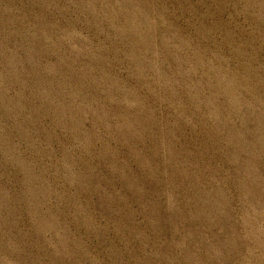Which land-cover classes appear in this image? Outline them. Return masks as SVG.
<instances>
[{
    "label": "rangeland",
    "instance_id": "rangeland-1",
    "mask_svg": "<svg viewBox=\"0 0 264 264\" xmlns=\"http://www.w3.org/2000/svg\"><path fill=\"white\" fill-rule=\"evenodd\" d=\"M0 264H264V0H0Z\"/></svg>",
    "mask_w": 264,
    "mask_h": 264
}]
</instances>
